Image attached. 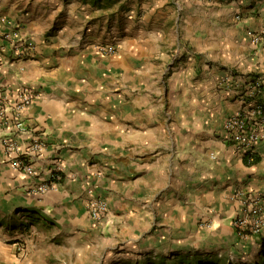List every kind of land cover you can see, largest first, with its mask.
I'll list each match as a JSON object with an SVG mask.
<instances>
[{
    "label": "crops",
    "instance_id": "obj_1",
    "mask_svg": "<svg viewBox=\"0 0 264 264\" xmlns=\"http://www.w3.org/2000/svg\"><path fill=\"white\" fill-rule=\"evenodd\" d=\"M61 6L0 0V99L31 98L21 130L0 127V264L171 261L195 235L239 244L231 220L264 202V148L245 163L222 122L264 97V0H154L124 19ZM54 170L60 182L32 190Z\"/></svg>",
    "mask_w": 264,
    "mask_h": 264
},
{
    "label": "built area",
    "instance_id": "obj_2",
    "mask_svg": "<svg viewBox=\"0 0 264 264\" xmlns=\"http://www.w3.org/2000/svg\"><path fill=\"white\" fill-rule=\"evenodd\" d=\"M100 50L106 53H113L114 47L112 45H103L99 47ZM256 88H260L258 83ZM264 95V94H263ZM31 98L23 90L14 103L13 107H8L4 100L0 99V127L13 128L17 131L22 129L21 119L18 116L19 111L28 105ZM10 111V117L7 118L6 112ZM224 136L233 145L243 149L246 152L247 160L251 161L253 154L256 152L257 144H262L264 148V97L260 101L254 102L250 109L242 110L228 116L222 122ZM3 145L6 150L12 155V166L23 173H31L32 166L26 163L21 158V153L18 147L11 138L3 140ZM41 147L38 139H34L31 143V151H37ZM48 181L32 187L36 193H41L54 184L60 182L61 175L56 170L50 173ZM261 204L263 200L256 196L247 197L242 201L240 213L234 216L231 220V226L236 236L245 238L249 233H255L259 229L261 218ZM105 211V203L98 200L90 205V215L92 218H99L100 213Z\"/></svg>",
    "mask_w": 264,
    "mask_h": 264
},
{
    "label": "rangeland",
    "instance_id": "obj_3",
    "mask_svg": "<svg viewBox=\"0 0 264 264\" xmlns=\"http://www.w3.org/2000/svg\"><path fill=\"white\" fill-rule=\"evenodd\" d=\"M59 1V0H57ZM62 3L61 11L64 7L69 6L70 3L77 4L82 1L83 4H95L99 9L124 19L128 15L137 16L140 12L148 10L154 0H60ZM176 0H169V2ZM79 8L74 7V10ZM142 12V13H143ZM62 20L56 19L51 25L52 30L56 29ZM264 31V30H263ZM264 203V202H263ZM262 212L259 223V229L255 233H249L245 238H239L241 242L238 244L234 242L220 243L211 242L213 239H205L204 235H195L190 239L192 248H195L194 254L201 258L210 255V258L220 260L221 262H229V264H258L261 262L264 241V204H261ZM221 241V240H220ZM209 243H213L209 247ZM209 249V250H208ZM209 251V252H208ZM219 252V254H218ZM204 256V257H203Z\"/></svg>",
    "mask_w": 264,
    "mask_h": 264
},
{
    "label": "trees",
    "instance_id": "obj_4",
    "mask_svg": "<svg viewBox=\"0 0 264 264\" xmlns=\"http://www.w3.org/2000/svg\"><path fill=\"white\" fill-rule=\"evenodd\" d=\"M262 89L264 91V85H262ZM247 157V155H245ZM243 157V160L245 163H254L258 161V156L254 155L252 160L250 162H247L248 160ZM263 247H264V241H263ZM261 262L258 264H264V249L262 252ZM144 264H229V262H220L216 259L204 257L201 258L196 254H191L189 257L186 255H179L176 259H172L169 261L168 259H164V257H159L156 261L147 259Z\"/></svg>",
    "mask_w": 264,
    "mask_h": 264
}]
</instances>
